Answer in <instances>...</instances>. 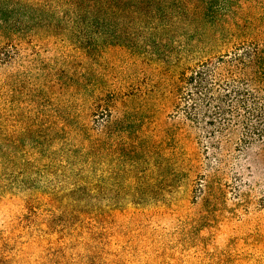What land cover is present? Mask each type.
Listing matches in <instances>:
<instances>
[{
    "label": "rangeland",
    "instance_id": "374dc122",
    "mask_svg": "<svg viewBox=\"0 0 264 264\" xmlns=\"http://www.w3.org/2000/svg\"><path fill=\"white\" fill-rule=\"evenodd\" d=\"M69 1L0 0V264H264V0Z\"/></svg>",
    "mask_w": 264,
    "mask_h": 264
},
{
    "label": "trees",
    "instance_id": "16d2710c",
    "mask_svg": "<svg viewBox=\"0 0 264 264\" xmlns=\"http://www.w3.org/2000/svg\"><path fill=\"white\" fill-rule=\"evenodd\" d=\"M85 0L69 1L67 5H70L72 9H69L70 13H75L77 16L82 18L83 5ZM220 0H208L206 3V10L215 8ZM30 10V8H27ZM35 11L41 12V10L36 9ZM231 61H221L219 65L222 66L225 63L231 65L232 63L241 67L244 71H247L251 76L248 79L240 80L239 83L242 84L244 89L240 87H235L227 82L224 86V95L218 99H213L218 103V108L216 111L217 117L225 118L230 113H234V107L243 109L246 114H248L247 120L249 122H244V129L247 133V140L257 139L263 137L264 133V105L260 102V98L252 92L249 87L250 83H257L259 85L264 84V47L259 44L252 43L250 45H243L237 52L232 56ZM211 64L203 65L198 70L192 72V75L188 81H190L199 90H206L208 84V78L212 73L210 69ZM233 86V87H231ZM226 106V108H224Z\"/></svg>",
    "mask_w": 264,
    "mask_h": 264
}]
</instances>
